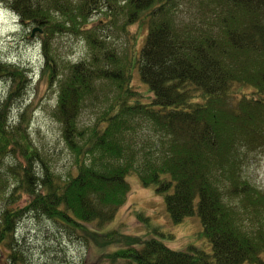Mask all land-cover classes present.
I'll use <instances>...</instances> for the list:
<instances>
[{
  "label": "trees",
  "instance_id": "obj_1",
  "mask_svg": "<svg viewBox=\"0 0 264 264\" xmlns=\"http://www.w3.org/2000/svg\"><path fill=\"white\" fill-rule=\"evenodd\" d=\"M125 1L0 0L31 35L41 31L44 76L60 87L54 116L75 166L60 176L41 158L29 135L31 109L10 122L28 75L0 59V81L11 83L0 109L4 264H27L16 235L32 214L90 247L126 204L133 174L165 196L175 223L199 215L213 253L175 251L151 239L108 254L106 264H264V190L248 176L264 158V0ZM95 14L108 18L109 30L124 17L126 34L147 26L134 65L137 43L123 65L111 35L89 26ZM62 34L85 38L90 57L60 66L52 44ZM134 69L148 95L133 87ZM90 107L94 121L84 123ZM11 153L18 162L8 165Z\"/></svg>",
  "mask_w": 264,
  "mask_h": 264
},
{
  "label": "rangeland",
  "instance_id": "obj_2",
  "mask_svg": "<svg viewBox=\"0 0 264 264\" xmlns=\"http://www.w3.org/2000/svg\"><path fill=\"white\" fill-rule=\"evenodd\" d=\"M125 4V0H120L121 6ZM105 23L109 24L107 17L95 14L89 26H101L100 32L111 35L110 48L121 58L123 65H128L133 60L131 51L137 43L134 65L140 55V48L145 43L147 26L134 25L130 28V34H126L123 30L124 17H120L117 25L110 30ZM31 32L30 28L21 24L20 17L14 11L4 4L0 5V59L3 63L25 69L28 75L25 88L11 102L10 122L18 124L21 115L31 109L33 112L29 135L34 145L41 158L51 165L52 171L66 177L71 170H75V166L73 154L63 138L62 125L54 116L60 94L59 82L50 83L44 76L46 59L43 41L36 35L32 36ZM52 45L54 54L60 57L59 65L66 68L90 57L89 45L79 34L57 35ZM133 74V87L148 95L149 87L142 81L140 71L134 69ZM10 90L9 81H0V109L6 103ZM91 110L90 107L84 112L82 122L94 121L95 116ZM6 162L13 165L18 161L14 153H11ZM35 166L40 173L42 164L37 160ZM248 176L264 190V158L252 163ZM127 182L130 194L126 204L118 211L114 220L99 229L101 237L90 247L81 238L68 236L52 220L34 214L24 217L16 238L23 247L27 264H82L87 260L89 263L91 260L100 264L102 259L101 264H106L105 256L108 254L131 246L141 249L144 242L151 239H159L175 251L185 252L194 247L208 254L213 253L199 215L189 216L181 223H175L167 211L164 195L157 193L154 187H145L136 174L130 175ZM24 202L25 199L15 207H21ZM6 206L5 202L0 201V214ZM140 214L149 219L141 220ZM0 264H4L1 252Z\"/></svg>",
  "mask_w": 264,
  "mask_h": 264
},
{
  "label": "water",
  "instance_id": "obj_3",
  "mask_svg": "<svg viewBox=\"0 0 264 264\" xmlns=\"http://www.w3.org/2000/svg\"><path fill=\"white\" fill-rule=\"evenodd\" d=\"M36 32H41V31H40L39 28L34 29V30H33V34H32V36H35Z\"/></svg>",
  "mask_w": 264,
  "mask_h": 264
}]
</instances>
